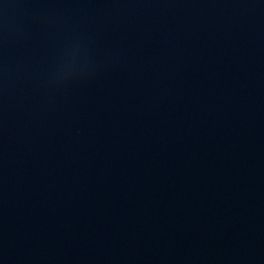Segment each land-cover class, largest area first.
I'll list each match as a JSON object with an SVG mask.
<instances>
[{
	"label": "water",
	"instance_id": "95a60500",
	"mask_svg": "<svg viewBox=\"0 0 264 264\" xmlns=\"http://www.w3.org/2000/svg\"><path fill=\"white\" fill-rule=\"evenodd\" d=\"M0 264H264V0H0Z\"/></svg>",
	"mask_w": 264,
	"mask_h": 264
}]
</instances>
